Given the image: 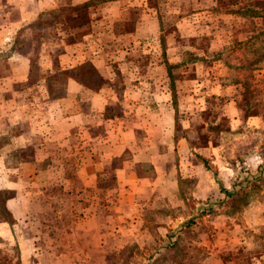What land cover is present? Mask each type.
<instances>
[{"label":"crops","instance_id":"crops-1","mask_svg":"<svg viewBox=\"0 0 264 264\" xmlns=\"http://www.w3.org/2000/svg\"><path fill=\"white\" fill-rule=\"evenodd\" d=\"M235 19L220 0H0L1 262L149 243L153 264L191 243L196 264H264V159H236L231 73L209 56Z\"/></svg>","mask_w":264,"mask_h":264},{"label":"rangeland","instance_id":"rangeland-1","mask_svg":"<svg viewBox=\"0 0 264 264\" xmlns=\"http://www.w3.org/2000/svg\"><path fill=\"white\" fill-rule=\"evenodd\" d=\"M220 2L222 11L231 12L236 19L229 23L223 22L224 29L221 32L218 49L209 56L214 60L223 61V69L231 73V76L227 74L231 79V88L226 89V92L235 95L238 108L236 159H264V0H220ZM73 12L76 15L84 14L82 9ZM50 22L48 21L44 26L45 29L51 27ZM31 41V38L23 41L28 44L25 46V51L30 53L33 51ZM89 69L87 70L90 71ZM213 104L215 110L211 119L218 122L219 130L227 129L229 120L223 115V102L213 101ZM208 117L207 112L201 115L204 119ZM211 135L215 139L217 131ZM260 167H263L262 173H264V164ZM107 183L111 184L110 177ZM251 187L252 190H260L264 187V174L253 182ZM254 194L255 191L250 196L240 195L236 204H243L250 199L260 201L259 194ZM200 232L201 228L194 227L187 236L196 238ZM109 246L108 253L103 254L106 258L102 260L100 254L96 253L97 258L94 257L92 264H150L149 256L157 247L149 243H128L114 251L111 249L112 244ZM182 247L173 249L165 259H157L153 264H196L197 246L190 243ZM234 252L239 253L238 257L244 256L241 250ZM180 253L186 254V261L180 259ZM15 255L11 254L13 261L8 260V264H16ZM0 264L4 263L0 261Z\"/></svg>","mask_w":264,"mask_h":264},{"label":"trees","instance_id":"trees-1","mask_svg":"<svg viewBox=\"0 0 264 264\" xmlns=\"http://www.w3.org/2000/svg\"><path fill=\"white\" fill-rule=\"evenodd\" d=\"M63 11V10H62ZM64 12H65V10H64ZM66 13V12H65ZM47 18V17H46Z\"/></svg>","mask_w":264,"mask_h":264}]
</instances>
